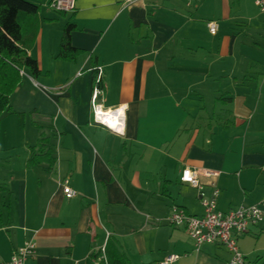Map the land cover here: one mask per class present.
<instances>
[{
	"label": "crops",
	"instance_id": "obj_1",
	"mask_svg": "<svg viewBox=\"0 0 264 264\" xmlns=\"http://www.w3.org/2000/svg\"><path fill=\"white\" fill-rule=\"evenodd\" d=\"M51 1L21 18L41 75L20 71L1 120L0 264L30 240L26 264H89L108 243L129 264L171 255L180 256L171 264H230L225 247L197 249L168 220L174 206L203 215L212 183L221 211L264 199V36L247 40L244 30L263 16L255 0H76L70 13ZM71 17L82 53L64 61L56 56ZM98 67L103 107L127 108L124 134L93 121ZM41 138L50 156L30 168ZM185 167L200 170L202 189L181 182ZM65 178L74 198L59 186ZM262 236L264 220L238 237L249 260L264 261Z\"/></svg>",
	"mask_w": 264,
	"mask_h": 264
},
{
	"label": "built area",
	"instance_id": "obj_2",
	"mask_svg": "<svg viewBox=\"0 0 264 264\" xmlns=\"http://www.w3.org/2000/svg\"><path fill=\"white\" fill-rule=\"evenodd\" d=\"M133 0H129L132 3ZM261 13L264 14V0H255ZM49 6L63 13L74 12L76 0H53ZM211 34L218 31V24L215 21L208 23ZM81 75V72L78 74ZM103 69L96 68V76L92 88V110L93 121L109 130L124 134L126 125V106L121 105L113 109L103 107L104 98ZM209 177L216 176L217 173L208 171ZM200 170L185 167L180 177L181 182L189 184L197 189H202L200 183ZM64 195L74 198L77 192L71 187L70 179L65 178L59 182ZM220 190L216 183H212L210 197L202 200L204 213L201 216L189 214L181 207L174 206L169 217V224L175 227H183L193 240L195 247L199 249L203 245H220L225 247L231 254L230 264H259L249 260L240 250L238 237L244 235L253 226L259 225L264 220V199L257 204H242L229 211L218 209V199ZM37 244L35 241H26L21 247L14 250L10 260L5 264H26L27 260L36 254ZM180 256L171 255L160 264H171L176 262ZM103 259L106 261L105 254Z\"/></svg>",
	"mask_w": 264,
	"mask_h": 264
},
{
	"label": "trees",
	"instance_id": "obj_3",
	"mask_svg": "<svg viewBox=\"0 0 264 264\" xmlns=\"http://www.w3.org/2000/svg\"><path fill=\"white\" fill-rule=\"evenodd\" d=\"M36 1L0 0V128L2 114L12 111L11 97L22 82L20 71L26 69L35 78L41 75L39 63L29 55L23 43L21 24L22 17L38 13L40 6ZM76 29L77 25L71 17L64 26L57 59L76 61L82 53L72 45V34ZM31 150L27 163L30 168L43 163L50 156L45 138H41ZM49 163L52 165L53 160ZM89 264H129V261L115 245L108 243L105 250L92 253Z\"/></svg>",
	"mask_w": 264,
	"mask_h": 264
},
{
	"label": "rangeland",
	"instance_id": "obj_4",
	"mask_svg": "<svg viewBox=\"0 0 264 264\" xmlns=\"http://www.w3.org/2000/svg\"><path fill=\"white\" fill-rule=\"evenodd\" d=\"M260 14H262V13H260ZM262 15L263 16H262L259 23L244 26V30L246 31L245 37L247 40H262V37L264 36V14H262ZM1 120H2V116H1ZM0 130H1V128H0ZM2 158H3V156L0 155V166L3 165ZM259 245L264 250V236H262V238H260ZM262 253L264 255V251ZM249 258L255 262H260V264H264V261L255 260V257H253V256H250Z\"/></svg>",
	"mask_w": 264,
	"mask_h": 264
}]
</instances>
